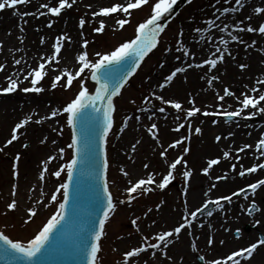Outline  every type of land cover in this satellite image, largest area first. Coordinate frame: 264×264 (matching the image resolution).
<instances>
[{
    "label": "snow or ice",
    "instance_id": "snow-or-ice-1",
    "mask_svg": "<svg viewBox=\"0 0 264 264\" xmlns=\"http://www.w3.org/2000/svg\"><path fill=\"white\" fill-rule=\"evenodd\" d=\"M31 0H0V11L8 8L13 9V14L19 17L22 21L18 25L19 31L23 33L25 31L24 25L28 23L25 17H60L63 10L72 9L77 3V0H58L56 5L50 3H41L36 11H16L17 6L27 5ZM189 4L192 0H187ZM247 0H213L211 7L213 9L211 18L204 21L207 31L211 33L216 30L220 33L219 37L212 35H201L197 40V43L203 42L206 45H211L214 51L208 49L206 54L202 48L199 53L194 51L188 43L183 40L184 31L180 29L175 42V50L172 47H165L163 49L165 54H172L174 60L181 61L180 66H175L170 70L168 74L164 75L163 82L158 84L159 89H165L171 84L178 73H186L190 69H206L203 75L200 77L205 80L208 87L212 88L214 82L220 80V76L214 74V70L217 69L218 64L225 61L226 55L230 56L233 60L236 59L235 55L229 48V41L238 44H243L245 52L249 48L256 46V41L251 42L243 39L237 33H253L258 34L260 37H264V7L254 6L253 13L247 15L244 19H240L239 16L235 20H230V16L233 14L241 13L246 7ZM177 3V0H124V3H113L110 6H101L98 10L91 12V18L85 19L80 17L78 20V27L80 29V36L82 38L81 49H83L78 55L75 56L77 67L74 71H69L67 68L59 69L62 57V49L65 48V42L72 43V38L67 33H58L53 39L51 45L52 52L50 54L41 55L39 62L35 67L28 64V61L21 58H14L13 67L20 66L22 63L26 65L25 68H16L12 74L6 77L7 86L0 87V96L16 93L18 90L25 94L36 93L39 94L43 91L41 81L48 75L49 71L58 72L59 74L52 77L50 87L56 89L58 85L64 87L66 90L71 88L74 81L79 83V88L70 100L62 106V109L52 110L50 116L41 117L36 119L34 123L41 124L44 119H52L61 114L65 116V124L70 132V142L67 143L66 148L60 147L58 149L59 159L64 160L66 149L70 150L68 159L66 162L59 165L57 170L52 171L50 174L56 177L58 180L62 173L65 178L62 182L54 188L50 195V201L48 203H56L55 211L51 214L47 222L44 223L30 238L26 241L20 239L10 238L3 231H0V261H4L5 264H48V262L55 258L58 253L62 251V254L71 258L76 264H100L99 254L102 252V238L106 236V222L110 216L117 211V205H124L126 203L131 204L138 198L140 194H148L155 189L164 190L175 179L174 170L177 165H183L187 168V161L184 160V155H187L189 148L183 149V154L178 156L172 163L168 165L167 174H160V179L157 180V173L149 172L146 177L139 178L136 181L128 180V187L124 189L127 193V201L121 199L115 201L113 194L110 191L109 180L107 173L109 170V134L114 127V112L116 107L114 104V97H117L121 93V89L127 83L129 77L136 73L140 68L141 63L152 53L154 49H157L160 44L161 34L165 32L166 24L162 23V19L167 18L169 14L173 12V6ZM144 6L150 8V14L135 27L134 37L124 40L119 43L114 49L107 50L105 52L97 51L95 53L96 59H92L89 56L87 48L89 46V40L84 38V29L86 24L91 25L93 23L98 24L97 27H93L92 31L97 34H102L106 29L107 20L112 19L114 21L113 30L124 29L126 25L130 23L128 18H119L113 14L121 13L125 17H131L133 11L141 10ZM91 7V5H89ZM46 9V11H41ZM100 18L97 20V18ZM256 19L255 24L252 23L253 19ZM219 21V23H218ZM54 21L48 19L45 27L51 29ZM37 32L41 31L40 27L35 29ZM193 32L201 34L204 32V28L195 27ZM11 35V33H9ZM225 35L228 39H225ZM51 37H40V44L44 45L46 39ZM20 44L24 43V37H17ZM3 45L0 44V50ZM15 51H22L17 48ZM264 52V48L260 49ZM198 56H203V59H198ZM166 65V61H161L159 67L163 69ZM7 67L6 64L0 63V72L4 71ZM241 71H244L249 67L246 63H240L238 65ZM87 73V75H85ZM91 80L94 82V88L86 86V81ZM25 81H28L30 86H22ZM256 85L250 89V92L258 95H250L249 92H243L241 96H236V100L239 107L236 110L228 111L224 110L223 106H220L218 111H207L200 107L195 106V100L190 98L188 103L189 108H182L181 102L175 99H166L163 94L157 95L155 92L151 93V96L155 100L160 102L158 108H140L141 113L151 114L147 115L149 121H154V117L157 113L164 114L167 119L166 108L163 105H169L172 109L176 110L174 120L176 126L172 130L180 132L185 128L187 124L188 135H181L179 138L169 143L167 148H164L159 154L161 157H165L168 149H175L178 145L182 144L186 140H190L192 132V118L200 114L203 117H219L223 116L224 122H232L236 118L248 120L251 117L264 113V78H257ZM247 88V86H245ZM216 98L219 101H224L225 97L235 96V93L230 91L228 87H224L223 95L219 92L216 94ZM149 100L148 96L144 97V101ZM131 103L135 104L136 101L132 100ZM249 110V111H245ZM183 112V116L180 113ZM133 117L126 116L122 125L119 128V133L123 134L125 129L128 128L129 120ZM137 121H140L141 116H135ZM183 121V122H181ZM33 122L32 115H26L21 119L11 130V138L6 141L5 147L11 145L13 141L20 139L18 133L21 129H25L26 126ZM218 120H213L212 123H218ZM238 123V121H236ZM203 123V120H201ZM61 134L64 132V128L54 129ZM159 128L156 122H152L147 127V133L150 137L160 143L158 137ZM195 132L200 134L202 129L200 127L195 128ZM234 133L229 132L223 138L227 139L233 136ZM250 135V133H249ZM222 139L221 135H217L215 140L219 142ZM47 137L41 140V143L46 142ZM56 143L55 140L52 141ZM140 141L137 140L131 145V151L135 153L137 145ZM24 148L28 145L24 144ZM252 148V145L244 144L242 147L236 150V160H240L239 153L245 152L246 149ZM0 151H3L0 148ZM230 153L225 151L223 156L225 159L229 157ZM257 159L264 157V134L260 137L255 145V151L253 153ZM56 156L49 155L46 160L43 161V168L39 173V179L43 181L45 179V173L49 170V164L56 160ZM131 159V157H129ZM21 155L19 153L15 156L16 163L13 164L12 175L18 181L19 161ZM219 158L209 159L207 166L202 169V172L207 175L213 165L219 163ZM144 169L149 168V164L143 165ZM233 171H236L237 165L234 163L231 165ZM85 169L88 170L85 175ZM257 169L264 170V163H257L247 169L241 166L238 175L244 177L246 172L251 174L257 172ZM120 172L125 177L129 176V172L125 171L124 167H120ZM184 188L183 193L186 196L188 192V182L192 176V171L185 170L182 173ZM217 181L227 179V175L215 177ZM261 186H264V179H259L257 182L242 187L237 191L232 192L229 195L220 196L215 200H208L202 207L197 208L191 213L187 209V200L184 202V213L182 215V222H179L171 230H164L157 232L154 236L141 235L138 246H133L130 250L123 253L122 261L118 264H149L148 259L141 260V254L150 253L152 260H157L158 256H163L165 259L171 260L172 257L168 255L169 245L173 243V239H178L182 230L191 228L193 222L197 219L198 213H205L208 217L213 215V211L210 210L209 205H213L217 210H223L225 203L231 204L234 197H240L243 195L245 200L249 199L250 194L254 196ZM217 187L216 184H212L205 196L212 189ZM34 190V189H32ZM136 193L137 195H133ZM18 195V183L12 185L11 196L13 199L7 204L8 210H19L18 201L15 199ZM44 193L41 192V197ZM62 199H58L61 197ZM87 196L90 204V213L87 219L84 221L85 226L76 234L74 240L68 242L62 240V233L65 224L70 220L76 218L77 209L81 200ZM38 204H43L47 207L48 204L43 202V199H38ZM163 201H161V204ZM161 204H157L156 208L159 209ZM243 207V205H241ZM149 208L148 212H145V216L151 212ZM259 211V208L255 201L248 207L247 212L252 215L254 212ZM37 215L35 206L29 207L26 210L27 219L23 220V223L27 224ZM139 217L131 221L132 225L136 226V231L139 232V226L137 221ZM155 223V221H153ZM257 223H259L257 221ZM203 227V225H200ZM191 235V233H189ZM239 235V230H237ZM154 241V242H153ZM213 244V239H208V245ZM220 244L223 245L224 241L221 240ZM261 245H264V238L259 239L255 243H251L247 247L240 248L227 254L225 258L213 259L208 264H241V259L248 260L252 257L253 253ZM193 251L196 250V246L193 243ZM204 256H199V260L204 261Z\"/></svg>",
    "mask_w": 264,
    "mask_h": 264
},
{
    "label": "rangeland",
    "instance_id": "rangeland-1",
    "mask_svg": "<svg viewBox=\"0 0 264 264\" xmlns=\"http://www.w3.org/2000/svg\"><path fill=\"white\" fill-rule=\"evenodd\" d=\"M31 2L34 3L33 5L38 7L41 3L56 5L58 0H31ZM212 2L213 0H192V3L189 4L187 0H185V5L180 8L177 15H175V17L167 24L165 32L161 34L160 44L157 49H154L152 53H149V56L141 63L140 68L137 69L136 73H134V75L124 85L120 95L114 98L116 111L114 112V127L112 132L109 134V170L107 178L109 180L110 191L112 192L115 201H119L121 199L127 201V193L124 191L126 186L123 184V175L120 172V169H118V165L115 161H149L148 164L151 167L152 172L157 173V180H159L160 174H167L169 170L168 165L178 156L183 154V149L185 147L189 148V152L187 155H184V160L187 161V168L184 167L183 162L181 165H177V168L174 170L175 179L172 180V182L164 190L155 189L146 195H138V198L131 204L126 203L124 205H117V211L112 214L106 222L107 234L101 241L102 252L99 254L100 264H118V262L122 261L123 253L125 251L130 250L133 246L139 245L141 242V235L151 237L157 232L164 231L166 229L164 225H159L157 228H153L155 225L153 221H155L154 218L157 214L154 213L152 217L144 215L145 212H148L149 208L153 209L156 208L157 204H161V201L166 203L164 212H167L169 207H172V209L169 210L168 215H176L177 217L180 216L178 222H182L181 218L184 213V207H182L181 204L184 196L183 171L189 169L192 171L186 195L188 197L187 209L189 213L195 211L199 207H202L208 200H215L220 196L229 195L242 187H247V185L257 182L259 179H264V170L261 169H257V172L251 174L246 172L244 177H239L238 175L241 166H243L244 169H247L254 164L264 163V157L257 159V157L253 155L257 141L260 139L262 134H264V113L251 117L248 120L236 118L234 121L228 123L224 122L223 116L203 117L200 114H197V116L192 118L190 121L192 123L190 140L184 141L175 149H168L165 157H161L159 153L163 151L164 148H167L170 142H173L181 135H188L187 124H185V128L181 129L179 133L172 130L176 126V121L174 120L176 110L172 109L169 105H163L166 108L167 115L172 118V123L169 124V126L171 127L173 133L171 136L166 138L164 143H159V147L156 146L157 144L155 145L154 142H150V145L147 146V148H150L149 151L148 149H145V146H143V140L148 139L146 127L143 126V124H151L153 121L146 119L143 113L139 112L138 109H151L153 107L158 108L161 106L160 102L151 96L152 92H155L157 95L163 94L166 99L170 98L178 100L181 102L182 108H189L190 105L188 101L192 98L195 100V106L200 107L202 111H218L220 110L221 105L224 110H236L239 107L235 98L236 96H241V94L246 91L249 92L250 95H258V93H251L250 89L253 86L259 87L256 85L257 78H264V52L260 51L261 48H264V37L247 32L237 34L249 42L255 40L256 46L254 48H249L248 51L245 52L243 44L229 41V48L235 55L236 59L233 60L230 56L226 55L225 61L218 64L217 69L214 70V74L219 75L220 80L214 82L212 88H209L206 81L200 78L206 69H195L196 71H199L198 76H194V79L192 77L190 82L188 80L186 82H183V80L182 82L179 81L183 90L182 94H180V91L172 92L170 91V88L169 90L157 89L156 87H152L150 84L152 82L153 74L159 68L160 62L165 61V59L171 54H165L163 49L165 47H172L173 50H175V42L180 29H183L184 31L183 40L187 43L192 41V37L196 34L192 31V29L195 27L203 28L205 26L204 21L211 18L210 14L213 11L211 7ZM246 4L245 9L242 10L241 13L233 14L229 19L235 20L237 16H239L240 19H244V17L253 13L254 6L264 7V0H248ZM89 5H91L89 2L81 0L78 4L74 5L72 9L63 10L61 14L66 15L71 21L70 25L73 28L75 27L73 29L76 33V51L74 52V59L75 56L83 50L81 49L82 38L80 36L78 20L80 17H84L86 20L90 19L91 12L93 10H98V8L93 5H91V7H89ZM36 6L33 9L34 11H36ZM4 11L7 12L8 10L4 9L0 11V44L3 45L2 50H0V63L7 65L5 68L6 71H4L7 75H9L12 70H16V68H18V66H15V68L13 67L14 58L23 57L28 62L33 64L31 65L32 67H35L39 62L41 55L50 54L52 52L51 45L54 42L52 38L55 36L46 39V43L41 45V35L35 33L37 26H32L34 32L27 30L28 32L26 31L21 34L17 25L15 26L14 24L15 29L6 25L4 20L6 14H4ZM16 11H30V6L29 8H26V5L17 6ZM41 11H46V9H41ZM149 14L150 8L148 6H144L141 10L133 11L131 17H125L121 13H116L114 16H118L119 18H128L130 23L126 25L124 29L113 30L114 21L109 19L107 20L106 29L102 34H97L92 31V28L97 27L98 24H86L83 31L85 33L84 38L89 40L87 51L90 58L96 59L95 53L97 51L105 52L107 50L114 49V47L118 46L119 43L134 37L135 27ZM26 18L28 17H25V19ZM99 19L100 18L98 17L97 20ZM256 19L258 18L254 17L252 21L253 24H255ZM19 22L22 21L19 20ZM61 32L62 31L60 30L55 31L57 34ZM9 33H11V35H9ZM18 36H23L25 38L23 44L19 43L17 39ZM226 39H228V37ZM66 47L67 45L65 44L64 49H66ZM17 48L22 49V51H15ZM62 55H64V51H62ZM34 57L36 59L35 62L33 59ZM62 57L60 65L57 67L59 69L67 68L69 71H74L77 67L76 60L73 63L70 62L73 61V57L70 53ZM198 58L201 59L200 56H198ZM240 63H246L249 67L244 71H241L238 67ZM19 67L25 68L26 65L22 63ZM57 74L59 73L53 71L48 72V75L41 81V84L38 85L43 87V91L39 94H25L19 90L17 91L18 93H21L20 96H24V98L20 97V99L25 103L21 108V110H26L23 111L25 114L30 115L31 110L33 109V113L35 111L42 110L43 113L50 116L52 110L62 109V106L74 96L79 88V83L77 81H74L71 88L67 90L60 85H58L56 89H52L50 87L52 77ZM85 75H87V73H85ZM5 83L6 82L2 83L0 80V87H6ZM85 83L90 89L94 88V84L89 80ZM175 85L176 83L173 82L172 87ZM22 86H30V84L28 81H25ZM245 86H247V88ZM224 87H228L230 91L235 93V96L225 97L224 101H219L217 100L215 94L219 92L223 95ZM145 96L149 97L147 102L144 101ZM132 100H135L136 103H131ZM32 102H38L40 106H34ZM262 104H264V102H262ZM32 106H34V108ZM24 107L26 109H24ZM18 111L19 109L16 110L15 114L20 115V112ZM245 111L247 112L249 110ZM18 115H15V117H19ZM137 115L141 116L140 121L135 119V116ZM180 115L183 116V112H181ZM126 116L133 117V119L129 120V122L135 121L139 123L136 127V129L138 128V134L127 135V140L124 142L126 143V146L119 150L117 147L118 140L120 137L124 136L125 133L124 131L123 134H120L119 128ZM65 119L66 118L63 114L49 119L46 122L48 127L50 125L49 129L47 127V131L40 129L38 135L32 134L30 138L27 137L25 142H14L7 147H5L6 139L9 134L8 131L12 129V126L8 123V121H4L3 118L2 120L0 119V142L2 141L0 143V148L3 149V151H0V173H5L7 169L13 168V164L16 163L15 156L17 153L21 155L20 161H24L25 156L28 157L25 161L45 160V158L49 155V152H47L48 150L45 151L40 148L32 149V145L35 144L34 142H37V136H39L41 140L46 136L48 137L47 140H49L51 148L55 151L54 156L57 157V159L54 160L58 161L57 168L60 164L66 162L70 150L66 149L64 160L59 159L58 155V149L60 147L66 148L67 143L70 142V132L65 124ZM201 120H203V123H201ZM213 120H218L219 122L213 124ZM236 121H238V123ZM159 127L160 125H158V128ZM196 127H200L202 129L200 134L195 132ZM60 128H64L63 134L59 131H54V129ZM219 132H221V134L217 135H221L222 139L217 142L215 137L216 133ZM229 132L234 133V135L226 140L235 138L236 141H240V144L236 143L235 145L230 146V144L223 141L225 140L223 137ZM53 140L56 141L55 144L52 143ZM137 140L140 141V144L137 145L136 151L133 153L131 151V145ZM24 144H27L28 147L24 148ZM244 144L252 145V148L246 149L243 153H239L241 158L237 161L236 150ZM27 151H30V153L28 154ZM225 151L230 153L227 159L223 156ZM129 157H131V159H129ZM214 158H219L220 162L217 165H213L209 173L205 175L202 172V169L207 166L206 161ZM234 163L237 165L236 171H233L231 168V165ZM131 165L132 164L127 163L126 165H123V167L126 168L128 172L130 171L132 173L135 168L133 167L132 169ZM57 168L55 169L57 170ZM48 174L49 173L45 176L44 181H42L43 185H45V180L50 176ZM225 174L227 175V179L219 181L215 179V177L224 176ZM51 177L52 179L50 180V185L52 186V189L49 190V196L44 195L41 197L38 194L37 189H34L32 192L31 199L33 201L37 202L38 199L42 198L43 202L48 204V206L45 207L43 204L37 203V215L29 221V223H23V220L27 219L26 211H24V213L22 211L18 212V210H8L5 204H0V231L9 235L10 238L26 241L44 223L47 222V219L50 218L57 206L56 203H48V201H50L51 192L58 185V183L62 182L65 178L63 173L59 180L52 175ZM214 183H216L217 187L212 189V191L208 192V195L205 196L204 193L207 192L210 186ZM26 186V183H22L21 185L24 191L29 192L30 188H27ZM3 188L6 191H11L8 186H4ZM133 195L137 194L134 193ZM21 198L22 197L17 198L20 204H22V207H27V204H30L29 200L26 199V202H21ZM58 199H62V196L58 197ZM253 201L256 202L259 211L249 215L247 209ZM241 205H243V207H241ZM210 210L213 211V215L211 217H208L205 213L197 214V219L193 222L195 223L197 221V223L192 226V229L190 230L191 235L181 241V246L184 245L185 247L182 255L176 254L174 261L170 264H208L209 261L216 259L229 251L247 247L251 243L257 242L260 238H264V186L257 189L254 196L250 194L249 190L248 200H245L243 195H241L238 198L234 197L230 205L225 203L223 210H217L213 205H210ZM137 217H139V220L137 221V225L140 229L139 232L136 231V226L131 223V221ZM257 221L259 223H257ZM142 224L145 225L142 226ZM200 225H203V227H200ZM237 230H239V235H237ZM210 237L213 239L212 245H208V239ZM221 240L224 241L223 245L220 244ZM121 241L123 245H120ZM193 243L196 246L195 251H193L192 248ZM263 247L264 245H261L257 249L261 250ZM199 256H204V261L199 260ZM249 260L250 259L244 260L243 263L246 264V261ZM161 263L164 264V262ZM260 263L264 264V259H262Z\"/></svg>",
    "mask_w": 264,
    "mask_h": 264
},
{
    "label": "bare ground",
    "instance_id": "bare-ground-1",
    "mask_svg": "<svg viewBox=\"0 0 264 264\" xmlns=\"http://www.w3.org/2000/svg\"><path fill=\"white\" fill-rule=\"evenodd\" d=\"M54 1H57V0H54ZM79 1H81V0H77L76 4H78ZM82 1L89 2L91 5H93L94 7L98 8V9L101 6H110L111 4L117 3V2L124 3V0H82ZM247 2H248V0H247ZM33 4L34 3L30 2L29 4L26 5V8H29V6H30V11H34L33 9L35 8L36 5H33ZM6 9L8 11L7 12L4 11V14H6V17L4 19L5 23H6L7 26L15 29L16 25L18 26L20 23H22V22H19V20H21V19L13 14V10L12 9H8V8H6ZM26 19L28 20V23H27L28 25L27 24L24 25V28H25L24 32H26L27 30H31V31L34 32L33 27L37 26V27L41 28V31L37 32L35 30V33H37V34H39L41 36L44 35L45 37H54V36H56L57 33H55V31H57V30L58 31L59 30L62 31L61 33H64V32L67 33L72 38V43H68V42L65 43L67 45V47H66V49L62 50V51H64V55H62V56H66L67 54L70 53V55L73 57V61H70V62L73 63L75 61L74 52L76 51L75 50V48H76L75 34L76 33H75V30H73L75 27L73 28L70 25L71 21L66 15H61L60 17H48V16H45V17H40L39 19H36L35 17H28ZM48 19H52L54 21L53 27L51 29H48L47 27H45L46 23L48 22ZM14 24H15V26H14ZM203 28H204V32L201 33V34H197L196 33L195 36L192 37L193 39H192V41H190L188 43V45L194 51H197V53H199L200 50L203 48L205 53L207 54L208 53V49H211L212 51H214V48H212L211 45L204 44L203 42L197 43V40L200 38L201 35H204V36L212 35V36H215V37H219L220 33L218 31H216V30H213L211 33H209L207 31L206 26H204ZM18 30H19V28H18ZM226 38H227V36L225 35V39ZM11 40H12V37H11ZM27 57H29V56H27ZM200 57H201V59L204 58L203 56H200ZM33 59H34V62H35L36 61L35 57ZM165 61H166L165 67L163 69H161L159 67L155 71V73L153 74L152 82L150 83L152 87H156L157 89H159L158 84L163 82L164 75L168 74L169 71L174 69L175 66H180V64H181V61L174 60L172 58V54H170L165 59ZM28 64L33 65V64H31V62H28ZM18 68H20V67L18 66ZM196 70L195 69L194 70L190 69L186 73H178L177 77H175L174 80H173V82H175L176 85L172 87V83H173L172 82L165 89L169 90V88H170V91H172V92L180 91V94H182L183 90H182V88H181V86L179 84V81L182 82V80H183V82H186L188 80L190 82L192 77L194 79V76L195 77L198 76L199 71H196ZM5 71L0 73V80L2 81V83L6 82L5 84L7 86V81H4V80H6L4 78H6L8 75L6 74ZM14 71H15V69L11 71V74ZM169 86H171V87H169ZM20 94H21L20 92L19 93L16 92V93L0 96V119L2 120V118H3L4 121H6V122L8 121V123L12 126V128L15 126L16 123H18L26 115H29V114H25L23 112V111H26V110H21L22 106L25 103H24V101H22L20 99V97L24 98V96H20ZM33 105L34 106H37V105L40 106V104L38 102H34ZM34 106H32V107L34 108ZM41 107H43V106H41ZM18 109H19L18 112H20V115L15 114L16 110H18ZM24 109H26V108L24 107ZM29 110H31V109H29ZM32 110H31L30 115L33 116V122H30V124L28 126H26L25 129H21L20 130V132L18 133V135H20V139L17 140V141H13V143L14 142H16V143L25 142L27 140V137L30 138V136L32 134L38 135L40 129L44 130V131H47L48 125H47L46 122L49 119H44L43 122L41 124H39V125L34 123V121L36 119L41 118V117H48L49 115L43 113L42 110L35 111L34 113H33ZM149 114H151V113H149V112L148 113H143V115H144V117H146V119H147V115H149ZM15 115H18L19 117L16 118ZM171 119L172 118H170L169 115H167V119H165V115L164 114H159V113H157L156 116L154 117V121L153 122H156L158 125H160V127H159L160 130L158 132V137L160 136L159 137L160 144L164 143L166 138L168 136H171L172 133H173L172 130H171V127L169 126V124L172 123ZM138 124L139 123H137L135 121L129 122L128 128L125 129L124 136L120 137L119 140H118L117 147L119 148V150H121L122 148H124L126 146V143H124V142H126V140H127V135H131V134L137 135L138 134V131H137L138 128L136 129ZM143 126L146 127V132H147V127L150 126V124L144 123ZM34 127H36V128H34ZM49 127H50V125H49ZM49 127H48V129H49ZM11 130L8 131L9 134H8V137H7L6 141L11 138ZM135 130H136V132H135ZM217 134H221V132L216 133V136H217ZM0 137H1V135H0ZM37 137H38L37 140H36L37 142H34L35 144L32 145V149L33 148L34 149L40 148L41 150H45V151L48 150L47 151V152H49L48 154L54 156L55 151H53V149L51 148L49 140H46V142L41 143V141H39V140H41V138L39 136H37ZM147 137H148L147 140H143V146H145V149H148V151H149L150 148H147V146L150 145V142H154L155 145L157 144V142L154 141L150 137L149 134H148ZM47 139H48V137H47ZM223 141L226 142L227 144H230V146L231 145H235L236 143L240 144V141L239 140L236 141L235 138L234 139H230V140H226L225 139ZM156 146L159 147V144H157ZM27 153L29 154L30 151H27ZM25 159L27 160L28 157L25 156ZM25 159H24V161H19L20 176H19V180L18 181L13 177L11 168L7 169V171H5V173H2V174L0 173V204L1 203L5 204V206L7 207V204L11 202V200L13 199V197L11 196V191H6L3 187L4 186H8V188H10V190H12V185L14 183H18V195H17V198L18 197H22L21 198V200H22L21 202H26L25 201L26 199L29 200L30 204H27V207L26 206L22 207V204H20L19 200L15 197V199H17V201H18V207H19L18 212L19 211L24 212L29 207H32V206L36 207L37 206L36 205L37 203L31 199L32 198V192H33L32 189H37V192H38V194L40 196H41V192H43L45 196H49V190L52 189V186L50 185V180L52 179L50 173L52 171L56 170L55 168H57V165H58V161H52L49 164V170H48V172L45 173V176L47 175V173H49L48 175H50V176L45 180V185H43L42 181L39 179V173H40V171L43 168V161L44 160H42V161H25ZM45 160H46V158H45ZM115 162L118 165L117 166L118 169H120L121 166L126 165L127 163L132 164L131 165L132 169H133V167L135 168V170L133 169L132 173L129 171V176H127V177H125L123 175V173H122L123 179H124L123 180L124 181L123 184L126 187L129 186L128 185V180L129 179H131L132 181H136L139 178L146 177L147 173L152 172V169H151L150 166H149L148 169H144V167H143V165L145 163L148 164L149 161H139V162H135V161H115ZM206 164H207V161H206ZM124 169H125V171H127L126 168H124ZM163 174H166V173H163ZM22 183H26L27 184L26 187L30 188L29 192L24 191V189L21 187ZM214 184H216V183H214ZM187 198H188L187 196H185V195L183 196L182 203H181L182 207H184V202H185V199L187 200ZM192 201L195 202L194 200H192ZM165 205H166V203H163L159 209L153 208L152 211L147 215V217H152L154 213L157 214V216L154 218V220H155L154 224L155 225L153 226V228H157L159 225H164V227H166L165 230H171L174 226H176L179 223L178 219H180V216L179 217H177L176 215L169 216L168 213H169V210L172 209V207H169L168 211L164 212ZM168 223H171L172 225L168 224ZM196 223H197V221L195 223H193V225H196ZM144 225L145 224H142V226H144ZM191 229H192V227L188 228V229H185V230H182L180 237L178 239H173V243L169 245V248L167 250L168 251V255L170 257H173V259L168 260V259H165L163 256H158V259L154 261V260H152V258L150 256V253L141 254V258L140 259L141 260L148 259L149 264H162L161 262H164V264H167V263L170 264L172 261H174V259H175L174 257H175L176 254L177 255H182V252L184 251L185 247H184V245L181 246V241L184 240V238L186 239V238H188L190 236L189 233H191V231H190ZM121 244L123 245L122 241L120 242V245ZM186 250H187V248H186ZM231 252L232 251H229V252L223 254L222 256H219L216 259L225 258L226 255L230 254ZM263 253H264V247L261 250L257 249L253 253V255L250 258V260L246 261V264H261L260 262L262 261V259H264V254ZM243 262H244V260L241 259V264H244Z\"/></svg>",
    "mask_w": 264,
    "mask_h": 264
},
{
    "label": "water",
    "instance_id": "water-1",
    "mask_svg": "<svg viewBox=\"0 0 264 264\" xmlns=\"http://www.w3.org/2000/svg\"><path fill=\"white\" fill-rule=\"evenodd\" d=\"M185 4V0H177V3L173 6V12L169 14L167 18L162 19V23L166 24L178 11L179 9ZM94 83L93 81H91ZM88 170L85 169V175H87ZM210 208V206H209ZM90 213V204L85 196L77 209L76 218L70 220L67 224H65L63 233H62V240L64 241H72L74 240L76 234L85 226L84 221L87 219ZM0 264H5L4 261H0ZM39 264V262H37ZM48 264H76L71 258L66 257L62 254V251L57 254V256L51 259Z\"/></svg>",
    "mask_w": 264,
    "mask_h": 264
}]
</instances>
